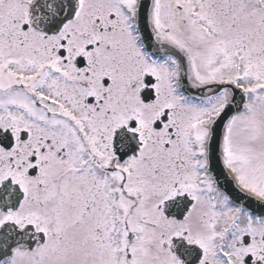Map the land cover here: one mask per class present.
I'll use <instances>...</instances> for the list:
<instances>
[{
  "label": "snow or ice",
  "instance_id": "6c2138e0",
  "mask_svg": "<svg viewBox=\"0 0 264 264\" xmlns=\"http://www.w3.org/2000/svg\"><path fill=\"white\" fill-rule=\"evenodd\" d=\"M0 264H264V0H0Z\"/></svg>",
  "mask_w": 264,
  "mask_h": 264
}]
</instances>
